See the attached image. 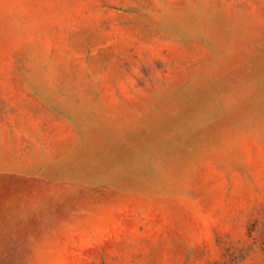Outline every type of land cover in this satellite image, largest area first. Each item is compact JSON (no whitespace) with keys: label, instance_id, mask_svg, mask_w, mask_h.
I'll return each mask as SVG.
<instances>
[{"label":"rangeland","instance_id":"374dc122","mask_svg":"<svg viewBox=\"0 0 264 264\" xmlns=\"http://www.w3.org/2000/svg\"><path fill=\"white\" fill-rule=\"evenodd\" d=\"M0 264H264V0H0Z\"/></svg>","mask_w":264,"mask_h":264}]
</instances>
